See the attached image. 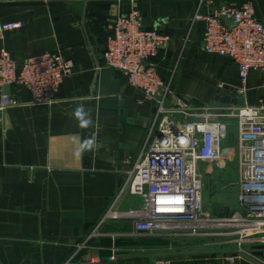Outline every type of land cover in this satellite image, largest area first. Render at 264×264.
Wrapping results in <instances>:
<instances>
[{"label": "crops", "instance_id": "1", "mask_svg": "<svg viewBox=\"0 0 264 264\" xmlns=\"http://www.w3.org/2000/svg\"><path fill=\"white\" fill-rule=\"evenodd\" d=\"M246 1L264 23V0L211 5ZM197 7L198 0L0 2L1 22H23L0 40L18 65L28 56L60 52L72 68L51 105H35L28 90L8 87L15 104L0 113V264H253L228 261L225 241L134 234L125 215L109 218L100 229L106 236L89 238L111 205L124 213L139 202L116 195L125 171L153 137V104L101 56L118 15L136 9L143 28L168 36L151 64L189 106L229 112L244 102L257 105L262 95L264 73L250 71L242 91L236 66L203 51ZM207 10L203 3L199 13ZM228 118L218 119L230 124ZM216 194L213 203L236 207L237 189L234 203ZM251 247L246 250L253 253ZM196 252L216 256L196 259ZM258 258L264 262V250Z\"/></svg>", "mask_w": 264, "mask_h": 264}, {"label": "built area", "instance_id": "2", "mask_svg": "<svg viewBox=\"0 0 264 264\" xmlns=\"http://www.w3.org/2000/svg\"><path fill=\"white\" fill-rule=\"evenodd\" d=\"M6 0H0L3 2ZM207 12L199 13L201 5ZM198 0L194 20L204 22L202 48L207 54L229 59L237 68L242 91L250 71L264 73V23L256 19L250 1L239 6L211 5ZM23 25L1 22L0 40ZM168 36L145 29L136 9L118 15L109 27L102 51L105 66L121 72L128 85L140 91L155 109L153 137L125 171L116 199L135 196L137 205L117 212L111 205L92 228L89 238L106 234L100 229L111 216H128L133 233L151 238H193L228 242V261L245 258L264 264L247 247L264 245V86L257 105H243L229 112L208 107L193 108L171 93L170 83L151 64ZM72 68L60 52L28 56L18 65L0 47V113L14 105L5 86L28 90L35 105H51L62 79ZM221 117L234 118L225 124ZM234 131V146H227V133ZM234 157L237 168V204L244 216L216 217L211 203L205 207L203 177L211 174L202 166L224 168ZM109 260H113L111 255ZM59 264H75L71 259Z\"/></svg>", "mask_w": 264, "mask_h": 264}, {"label": "rangeland", "instance_id": "3", "mask_svg": "<svg viewBox=\"0 0 264 264\" xmlns=\"http://www.w3.org/2000/svg\"><path fill=\"white\" fill-rule=\"evenodd\" d=\"M229 121L234 122V118L229 117ZM224 168H217L212 166H202L205 170L211 171V174H205L203 177V195L206 199L205 207L207 208L210 203H213L214 194L224 198L229 203H234L237 179V168L234 157L225 158ZM228 184V185H227ZM212 195V196H211Z\"/></svg>", "mask_w": 264, "mask_h": 264}, {"label": "water", "instance_id": "4", "mask_svg": "<svg viewBox=\"0 0 264 264\" xmlns=\"http://www.w3.org/2000/svg\"><path fill=\"white\" fill-rule=\"evenodd\" d=\"M3 92L8 96V86L3 88ZM227 146L232 148L234 146V131L230 130L227 133ZM211 212L214 216L222 218V217H232V216H244V211L239 210L235 207L225 206L219 203H211ZM253 255L260 256L262 255V251L264 250V245H255L252 246ZM216 254H209V252H196L192 254L193 258L201 259V258H209L214 257ZM170 260V257H168Z\"/></svg>", "mask_w": 264, "mask_h": 264}]
</instances>
